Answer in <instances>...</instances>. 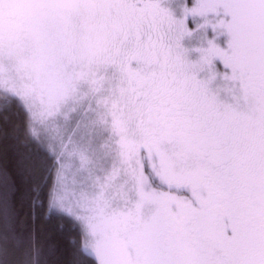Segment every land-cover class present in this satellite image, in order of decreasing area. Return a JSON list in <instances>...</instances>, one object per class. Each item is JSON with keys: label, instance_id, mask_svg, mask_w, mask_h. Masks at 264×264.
Instances as JSON below:
<instances>
[{"label": "snow or ice", "instance_id": "obj_1", "mask_svg": "<svg viewBox=\"0 0 264 264\" xmlns=\"http://www.w3.org/2000/svg\"><path fill=\"white\" fill-rule=\"evenodd\" d=\"M9 151L0 264H264V0H0Z\"/></svg>", "mask_w": 264, "mask_h": 264}, {"label": "trees", "instance_id": "obj_2", "mask_svg": "<svg viewBox=\"0 0 264 264\" xmlns=\"http://www.w3.org/2000/svg\"><path fill=\"white\" fill-rule=\"evenodd\" d=\"M0 164H5L7 166V169L10 173H13L14 175V158L11 151L7 153V156L5 157L2 152H0ZM27 212V206L25 205L20 210V217L24 218V214ZM63 244H66V240L62 241Z\"/></svg>", "mask_w": 264, "mask_h": 264}]
</instances>
